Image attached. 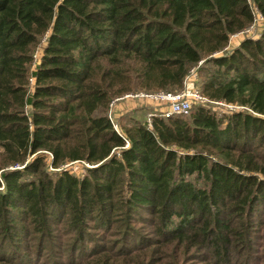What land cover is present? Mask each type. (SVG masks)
Wrapping results in <instances>:
<instances>
[{"label": "trees", "instance_id": "16d2710c", "mask_svg": "<svg viewBox=\"0 0 264 264\" xmlns=\"http://www.w3.org/2000/svg\"><path fill=\"white\" fill-rule=\"evenodd\" d=\"M253 8L259 35L224 52ZM201 59L214 69L199 93L248 111L195 104L114 129L111 99L179 90ZM255 145L264 147V0H0V264H36L19 240L50 235L60 214L76 232L71 249L87 221L107 230L115 214L149 215L161 240L149 253L121 248L116 262L91 239L85 262L67 264H166L190 250L209 264L250 262L249 218L264 208ZM73 161L89 165L83 175L61 168Z\"/></svg>", "mask_w": 264, "mask_h": 264}, {"label": "rangeland", "instance_id": "374dc122", "mask_svg": "<svg viewBox=\"0 0 264 264\" xmlns=\"http://www.w3.org/2000/svg\"><path fill=\"white\" fill-rule=\"evenodd\" d=\"M253 16L254 19L247 26V29L244 33L245 35H248L250 37L258 36L263 26L262 17L259 15V13L258 15ZM238 38L239 37L229 38L228 44L223 51L228 52L234 47H237L240 41V39ZM40 45L36 47V52L38 51ZM33 65L34 62L32 63L31 68L33 67ZM191 68H194L195 72V80L193 85L194 88H196L199 92L198 87L201 84V81L205 79L206 75L214 69V66L201 59L195 66H192ZM228 74H230V72ZM138 91L145 93L153 92L139 88H132L128 90L127 93ZM134 100L135 99L128 101L121 100L113 104L110 116L117 130L120 131V126L125 125L129 122L128 117H133L134 119L143 121L148 114H158L160 110L166 108L164 104L156 103L149 99H140L139 101ZM206 101L207 102L204 106L217 115L230 111H248L246 107L236 104L222 103L209 99H207ZM195 104V102H191V107H193ZM108 109L109 107L107 106L106 113H108ZM255 148L257 149V151H262L264 147H258L257 145H255ZM45 156L46 161L48 154H45ZM86 166L89 165L81 161H73L65 163L61 168L65 167L72 174L79 177L84 174V167ZM57 169H52L47 166L45 171L52 173L53 176V174L56 173L54 171H56ZM256 175L261 176V174L258 172H256ZM203 184L204 183L202 181L198 182V187H202ZM262 211H258L256 212V214H251V217L249 218L251 220V223H249L251 226L249 225L248 227L249 229H251L249 231H252L251 234L249 233V239L251 241V246L253 247V251L251 252L253 258H250L252 259L250 260V262L245 261V263H241L237 260L236 264H264V213ZM140 215H142L141 217H143V219H137L134 217V215L131 216L132 218H129L121 216L120 214H115L113 219L114 223L110 228L107 227V230H100L101 228H95L93 221H87L84 227V234H86L84 236V239H82L79 243H77L76 241L74 244L76 245L74 246L75 249H71V245L76 239V232L74 231V229H71L67 225L66 221H64V215L60 214L56 218L58 219L61 216L60 219H54V223L50 225V235H45L40 239V236L38 234L31 232L30 234L25 235L24 238L19 240L17 249H23V251H21L23 254L28 253L25 254L27 255L26 258H28L29 261H35L36 264H58L59 262L60 264H67L70 260H72L73 262L83 263L87 259L83 258V256L91 250L93 245L92 241L94 240L96 242H99L101 245H106L104 247L108 248L105 249H110L111 251H113L111 258L115 259V261L118 262L123 255L121 253L123 249L121 248H127L130 252V249L133 248V246L138 245V247L135 249H145L144 251L148 253L151 249H159V247L157 246V241L161 240L158 237L159 235L155 232L154 226H152L150 224V221H148L150 219V216L147 214ZM124 231H129L132 235H127L126 233H124L122 238V233ZM91 239L92 241L89 242ZM165 249L171 250L177 248L168 246ZM53 250L58 251V253L55 252L57 253V259H59L58 262L57 260H55V262L52 261V259H56V256L53 255ZM70 253L71 259L69 258ZM134 255V253L131 254V257ZM236 255L237 253L233 254L234 257ZM147 259L148 257L144 259V263ZM211 260L212 259H209L208 256L204 254V252L200 253L190 250L183 257L175 260L174 262H172L170 258H166V264H209L208 262Z\"/></svg>", "mask_w": 264, "mask_h": 264}, {"label": "built area", "instance_id": "2783aa9c", "mask_svg": "<svg viewBox=\"0 0 264 264\" xmlns=\"http://www.w3.org/2000/svg\"><path fill=\"white\" fill-rule=\"evenodd\" d=\"M253 15H258V12L255 8L252 9ZM254 19V16H253ZM247 27L239 32H236L231 37H239L238 39H242V37H250L248 35H245V30ZM255 38V37H251ZM33 59H36V52H34ZM33 60V61H34ZM194 80H195V72L194 68H190L188 70V73L183 77L182 79V87L179 90L176 91H153V92H131V93H124L120 96L114 97L111 99V101L108 103V113L107 116L109 119H111L110 112L112 110V106L115 102L124 100H133L139 101L140 99H149L156 103H162L166 107L165 109H162L158 112V115L163 117H169L171 115H187L190 108H191V102H195L196 104L205 105L207 102L206 98L201 95L196 88H194ZM155 115L154 113L148 114L145 118V123L147 126H151L150 118L151 116ZM157 115V113H156ZM114 129L118 132L115 125H113Z\"/></svg>", "mask_w": 264, "mask_h": 264}]
</instances>
